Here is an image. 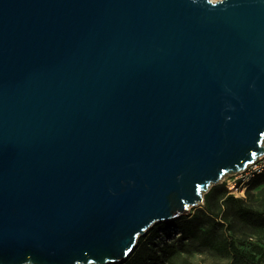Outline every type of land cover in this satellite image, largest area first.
Returning <instances> with one entry per match:
<instances>
[{
    "label": "water",
    "instance_id": "95a60500",
    "mask_svg": "<svg viewBox=\"0 0 264 264\" xmlns=\"http://www.w3.org/2000/svg\"><path fill=\"white\" fill-rule=\"evenodd\" d=\"M264 155V0H0V264H119Z\"/></svg>",
    "mask_w": 264,
    "mask_h": 264
},
{
    "label": "trees",
    "instance_id": "16d2710c",
    "mask_svg": "<svg viewBox=\"0 0 264 264\" xmlns=\"http://www.w3.org/2000/svg\"><path fill=\"white\" fill-rule=\"evenodd\" d=\"M263 185L264 173L252 181L249 190ZM236 223L255 232H264V210H257L243 198L229 194L225 184L216 185L205 195L202 207L193 208L188 216L174 221V228L179 232V241L182 242L179 249L168 244L159 248L157 239L162 230L153 227L146 237L140 238L130 258L119 264H179L177 256L181 252H189V247L206 249L229 258V264H264V250L261 246H253L250 252H246L239 248L233 236L227 235ZM183 241H189L190 245Z\"/></svg>",
    "mask_w": 264,
    "mask_h": 264
},
{
    "label": "rangeland",
    "instance_id": "374dc122",
    "mask_svg": "<svg viewBox=\"0 0 264 264\" xmlns=\"http://www.w3.org/2000/svg\"><path fill=\"white\" fill-rule=\"evenodd\" d=\"M213 1H220V0H213ZM251 183L252 182H250V184ZM222 184H227V183L226 181L223 180ZM263 187L264 185L255 188L253 190H249L248 187L247 190L245 191V194L238 193L234 195L239 198H243L249 206L257 210H264ZM202 206L203 205H200L196 208H200ZM174 221L165 222L154 226L156 227V229L162 230L159 238L157 239V245L159 246V248H163L165 244L173 245L177 249L180 248L182 242L179 241L180 240L179 232L174 228L175 227ZM227 235L233 236L239 248L243 251L250 252L253 246L256 245L261 246V248L264 250V232H255L250 228L242 226L240 223H236L233 226V230L228 232ZM183 242L188 246L190 245L189 241H183ZM176 260L179 264H229L230 262L229 258L218 256L217 254L206 249L196 250L193 247H189V252H183V253L181 252V254L177 256ZM160 264H166V263L161 262Z\"/></svg>",
    "mask_w": 264,
    "mask_h": 264
},
{
    "label": "built area",
    "instance_id": "2783aa9c",
    "mask_svg": "<svg viewBox=\"0 0 264 264\" xmlns=\"http://www.w3.org/2000/svg\"><path fill=\"white\" fill-rule=\"evenodd\" d=\"M262 173H264V155L257 162L248 166L244 172L225 178L224 181L227 183L225 187L229 194H245L250 182Z\"/></svg>",
    "mask_w": 264,
    "mask_h": 264
}]
</instances>
